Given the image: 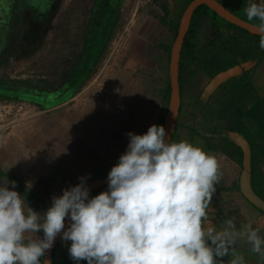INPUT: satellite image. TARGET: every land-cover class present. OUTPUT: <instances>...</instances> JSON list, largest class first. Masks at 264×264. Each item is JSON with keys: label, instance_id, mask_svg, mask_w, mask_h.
I'll return each mask as SVG.
<instances>
[{"label": "clouds", "instance_id": "9594fccd", "mask_svg": "<svg viewBox=\"0 0 264 264\" xmlns=\"http://www.w3.org/2000/svg\"><path fill=\"white\" fill-rule=\"evenodd\" d=\"M244 13L247 21H259L253 28L264 50V0H249ZM126 135L127 150L108 173V190L94 197L81 177L41 214L15 181L0 183V264H50L41 258L61 233L71 241V259L87 264H247L234 251L237 238L264 258V236L251 223L227 234L207 223L222 178L216 156L188 141L171 142L162 125ZM66 217L71 223L64 230ZM41 231L43 238L36 235Z\"/></svg>", "mask_w": 264, "mask_h": 264}, {"label": "rangeland", "instance_id": "374dc122", "mask_svg": "<svg viewBox=\"0 0 264 264\" xmlns=\"http://www.w3.org/2000/svg\"><path fill=\"white\" fill-rule=\"evenodd\" d=\"M2 1L4 3V10L7 13L0 16L2 19H5L8 15L7 7L10 6L11 0ZM94 1L95 0H66L61 8H69L71 10L68 14L63 16V18L61 17V15H63L61 11L55 13L57 17L52 20L53 28L51 27L50 31L47 32L41 48L36 52L28 53L24 50L26 53L20 54L21 51L17 45L15 46L8 42L6 47L0 51V83L15 85L23 84L24 86L26 84V86L31 85V87L36 88V83H33L32 80L44 79L50 88L59 84L61 80L56 79V77L63 74L64 70H68L73 64V62L62 64V60L70 56L72 59H75L76 52H79L81 39L86 31V10L92 3L94 4ZM175 1L176 0H123L120 6V18L102 58L82 87L62 105L51 109H42L34 103L22 102V96H20V101L0 100V158L5 157V159L8 160L7 164L9 166L7 168L10 169V173L14 168V170L18 172L15 166H18V162H20L14 161L13 164L11 163L10 159L13 158V154L18 153V156H15V159H19L21 158L22 153L25 154L28 152L30 157H24L23 164L26 166L28 161L27 158H29L28 164L33 165L34 169L35 165H37V162L35 161L36 159L41 158L42 161L45 160V163L47 164L49 159L46 158H51V155L57 152V150H53L57 140L59 141L61 139L67 143V146H69L68 142L70 144L71 139H75L72 135H67V139L65 140L64 133L67 129H64L63 127L64 124L68 126L66 120H68L75 111L82 112L86 109L92 108L98 102L107 100L109 98V90H117L118 99L123 104L122 100L124 97L121 98V96H123L124 92V94H126L124 87L127 86V84H131L132 81L139 80V82L143 83L151 92L147 93L146 96L142 94L141 101H150L153 111L159 106L158 103L161 101L157 104L156 102L159 101L161 93L157 91L156 84L159 83V78L164 81L166 80L169 70V60L161 56L160 52L163 51L162 49L164 48H158V46L166 41L168 43L167 46L171 47L172 40L170 33L166 34L165 31H163L164 33H160L158 30L159 28L167 27L163 25L161 21H167L164 19L166 17V11L171 17L173 13V4L176 3ZM155 24L158 26L156 30L152 28ZM66 36H68L67 39H65ZM10 37L17 39V36L14 34H10ZM65 41H68L67 45H64ZM27 100H30V98ZM207 100H205L206 106H204L206 109H203L204 111L202 110L203 112L200 111L199 113L201 118L200 121L197 125L193 126L194 129L198 130H195L198 132L196 134H201L202 130L208 131L210 127L213 128L214 125H216V122L213 121L214 118L212 117L213 113L216 111V107L214 106L213 108H210V103ZM56 103H58V100H53L48 106L51 107ZM183 103L184 101L182 100V105ZM124 108L125 110L122 113L124 115L123 117L127 118V120L125 122L121 120L122 122L120 121V123H118L120 126L127 125L126 122H128V126L130 127L138 124H145L143 126L147 127L151 121V124L154 125L153 120H146V116L143 115V112H141V116L137 121H134V117L130 116V111H128L125 106ZM189 108H182V111ZM182 111L176 122L173 142H179L180 140L179 137L181 132L180 134L178 133L180 127L179 124L184 125V123H187V127H181L187 131L189 124L192 123V121H195L196 110L195 115L190 112V115L189 113H186V116L182 114ZM104 116H106V114ZM152 118L154 119V115H152ZM93 122L94 120L87 122V127L90 128L95 125ZM96 124L101 126L102 129L100 128V130H105L106 123L104 124V120H102L100 124L97 122ZM217 125V127L222 126L219 123H217ZM94 127L97 128V126ZM203 127H205L206 130ZM146 133L147 132L142 131L137 135H143ZM125 141H127L126 145H119L117 146L118 148H116L124 152L113 151V155H122L126 152L129 143L128 136L125 137ZM211 144L214 147H217L218 145V143L214 144V142H211ZM56 147L59 146L57 145ZM60 147L63 152H61V155L69 151L68 147L64 144ZM43 155L45 157H42ZM8 156L12 158H9ZM57 163L63 167L66 165L64 161L61 162L62 164L59 162ZM111 168L112 166L109 169L111 170ZM260 168L264 173V162L260 163ZM57 172L60 173V171ZM61 172V176L38 177L39 180H42V178H46L45 180H51L38 184V187L50 188L48 185H52L51 183L55 182V178L64 182H62V188H70L72 185H77L66 183L67 181H70L71 183L76 181L75 177L77 176L73 175L75 172L70 174L69 169ZM19 178L20 180H23L24 183L27 181V178L25 180L24 176ZM38 179L34 178V176L32 178L31 175L29 180L34 184ZM85 179L89 180L91 178ZM49 182L51 183L49 184ZM29 187L33 188L31 185ZM16 188H21L18 191L24 199H27L28 195L25 193L26 189H22L25 187L18 186ZM48 193L51 194V196H60L62 195L63 190L59 193L53 189L48 191ZM99 193L101 192H98L96 195ZM31 197L33 196L31 195ZM41 201L37 202L40 204ZM40 205L46 206L43 202H41ZM45 210H47L46 207ZM61 244L62 243H59L57 245L58 249ZM256 264H258V262ZM261 264H264V262H261Z\"/></svg>", "mask_w": 264, "mask_h": 264}, {"label": "crops", "instance_id": "0c3cea01", "mask_svg": "<svg viewBox=\"0 0 264 264\" xmlns=\"http://www.w3.org/2000/svg\"><path fill=\"white\" fill-rule=\"evenodd\" d=\"M182 1L183 0H176L175 1L176 3L173 4V13L171 15V18L176 19L177 16L182 15L180 14L181 9L183 8ZM256 2L259 3L261 2V0H256ZM152 28L156 30L158 26L155 24ZM158 31H160V33H162L163 31H165L166 34L170 33L173 44L174 39L168 27L159 28ZM167 44L168 43L165 41V43L159 44L158 48L163 47L164 48L162 49L163 51L160 52L161 56L169 59L172 44L171 47L167 46ZM166 47H169L168 51L165 50ZM242 69L250 70L252 84L256 89L257 94H259L260 96H264V58L261 60L260 63L259 62L256 63L255 61L244 63ZM168 75H169V70L166 80L164 81L163 79L159 78V83L156 84L157 91L161 93L159 101H157L156 104L160 101L161 102L158 103L159 106L154 111L152 110L150 101L148 102L141 101L142 94L146 96L147 93H151V92L150 89L148 90L143 83L139 82V80L132 82L130 81L131 84H127V86L124 87L126 94H124L125 93L124 92L123 96H121V98L124 97L125 99V101L124 99L122 100L123 104L118 99L119 98L118 91L117 90L115 91L113 89L109 90L108 91L109 98L107 100H104L103 102H98L92 108L86 109L82 112L75 111V113L71 115L68 120H66L68 122V126L64 124L63 127L64 129H67V131L64 133L65 140L67 139V135H72V137L75 140L71 139L70 141L71 143L69 144L68 142L69 146H67V143L64 142L63 140L61 139L59 141L57 140L55 144V148L53 149V150H57V152L52 154L51 158L50 157L46 158L49 159V162L47 164L45 163V160L42 161L41 158L36 159L35 161L37 162L36 163L37 165H35L33 169V165L28 164L29 158H27L28 161L26 160L27 165L25 166L23 164L25 159L24 157L26 156L30 157L28 152L25 154L22 153V156L19 159H15V156H18L17 155L18 153H16L13 154V158L9 156L8 157L12 158L10 159L12 164L14 161L16 162L20 161L18 162V166H15L19 174L14 170L15 168L10 173V169L7 168L9 166L7 164L8 160L5 159V157L0 158V172H1L0 183H2V181L7 182V180L15 181L16 187L18 186L25 187L22 189L24 190L26 189L25 193H27L28 195L27 199H25L26 203H28V205L34 211L43 214L46 211L45 207L48 209L52 205L53 196H51V194H49L48 191L54 189L60 193V191L68 188H62L63 181L58 180L57 178H55L56 179L54 180L55 182L53 183L49 182V184L50 183L52 184V185H48L50 186V188H40L38 187V184L44 181H49L50 179L45 180L46 178H42V180H39L38 177L39 178H41L40 176L56 177V175L61 176L62 175L61 171L63 170L66 171L69 169L70 174H73L72 172H75V174L73 175L77 176L75 177L76 180L75 182L72 183L70 181H69L70 183L68 181L66 182L67 184L72 185V184L80 183L81 176L82 177L84 176V178H91L89 180H86L91 182L95 179L108 175V173L110 172L109 168L111 166L113 167L114 165H116L119 161V157L121 156V155H113L114 154L113 151L124 152L116 148H118L117 146L119 145L123 146L127 144V141H125V137L127 136L126 134L129 132H132L134 134H140L142 131L147 132L150 125H152L151 124L152 121H151L149 123V126L147 127L143 126L145 124L142 125L138 124L130 127L128 126V122H126L127 125L120 126L118 123H120L121 120L123 122L127 120V118L123 117L124 115L122 113L125 110L124 106L128 111H130V116L134 117L135 119L134 121H137V119L141 116V112H143V115L146 116V120L151 119L153 120V124L157 125L160 116L164 115L165 118L167 111V108L166 109L164 108L163 93L165 90L166 83L168 82L169 84ZM201 77L205 78L204 75H202ZM196 96H193V98L194 99L197 98ZM208 97L206 99L205 98L202 99V97H200L199 101H205L209 99ZM192 104L193 101H191V96H190L188 97V100L185 103V106L187 105L185 108H189V107L190 108L183 110L182 111L183 115L186 116V113H189L190 115V112L191 114L195 115V108L192 106ZM142 105L145 107H143ZM200 111L196 110V115L194 118L195 121H192V123L189 124L188 128L197 125V123L200 121L201 119L199 116ZM105 114L106 116H104ZM152 115H154V119L152 118ZM90 120H94L93 123H95V125L88 128L86 123L89 122ZM102 120H104V124L106 123V128L104 131L100 130L101 126L96 124V122L100 124ZM94 126H97V128ZM184 126L187 127L188 124L184 123ZM181 129L182 128L180 126L178 132L179 134L181 132L179 141L182 140L188 141L195 146L201 147L208 154L216 156V158L220 163L222 178L220 182L216 185V192L213 194L212 202L209 206V209L207 210L208 211L207 223L210 226H213L217 231L225 232V234H227V232L229 231L234 233H239L247 224L251 223L254 227H256L259 230V234L261 236H264V214L254 209L250 204H248V202L241 196L238 189V179L241 171V164H239L237 161L236 152H238L239 148L235 146L233 142L228 140L225 134H221L222 137H218L216 139V142H214V144L218 143L217 147H214L212 145V147L209 148V150H207V147H205L206 143L201 139V137L193 136L191 130L187 129L186 131L184 130V128L182 130ZM62 144L66 145L69 151L61 155L62 151L60 146ZM57 145L59 147H56ZM227 146H229V148H227ZM42 157L45 156L43 155ZM63 161L66 163L64 167L60 164L58 165L57 162L61 163ZM57 171H60V173H58ZM31 175L32 178L34 176V178L38 179L37 180L38 182L36 181V183H34L36 185L30 182L29 179ZM21 176H24L25 180L27 178V181L25 183L23 182V180H20L19 177ZM30 185L33 188H30L29 187ZM9 188H11V184H9ZM19 189L21 188H15V190L18 193H20L18 191ZM31 195L33 197H31ZM37 201L43 202L44 205L46 204V206H41L40 205L41 202L39 204ZM36 235L40 238H43L42 231L37 233ZM59 243L62 244L58 249L57 245ZM70 244L71 241H63L61 238L59 239V241L55 244V246L52 249L54 250L52 258L50 257L51 258L50 260H52V264H73L71 262V257L68 251ZM234 251L238 254L243 255L247 261V264H256L257 262L258 264H261V262H264V258H261L258 255L252 253L250 251V246L247 245L244 242V240L241 238H237L236 243L234 245ZM41 259L42 261H44V257H42ZM224 259L225 260L231 259V250H230V255L228 257L227 256L224 257Z\"/></svg>", "mask_w": 264, "mask_h": 264}, {"label": "trees", "instance_id": "16d2710c", "mask_svg": "<svg viewBox=\"0 0 264 264\" xmlns=\"http://www.w3.org/2000/svg\"><path fill=\"white\" fill-rule=\"evenodd\" d=\"M122 1H94L93 12L83 34V47L77 61L75 65L70 66L67 73L61 75V83H65L71 90L65 97L73 95L82 87L102 58L120 18ZM191 1H182L183 8L180 14ZM215 1L243 21L252 25L259 23L255 20L252 22L246 20L244 9L247 7L249 0ZM180 17L181 15L173 19L166 11L164 19L167 21H161L169 27L173 39L177 34ZM165 50L168 51L169 47H166ZM263 58L264 50L259 47V37L257 35L226 22L206 6L200 5L192 13L181 46L178 71L179 84L191 88L199 83V78L202 75L207 78V82L220 72L234 66H242L244 63L251 61L260 63ZM16 90L17 86L14 84L0 83V100L20 101V95ZM169 93L170 87L167 82L163 93L165 109L168 106ZM210 96V98L208 97L209 101H207L210 103V108L216 107V111L212 115L216 125L213 128L210 127L208 131L203 127L206 131L202 130L201 134H196L198 130L193 127L188 128V130H191L193 136L201 137L206 143L207 150L212 147L211 142H214L217 137H222L221 134L236 132L241 135L247 141L250 149L252 189L264 200V173L260 168V163L264 162V96L257 94L252 84L249 69H241L239 74L219 84ZM198 104L201 106V111L206 109L204 107L206 106L205 101ZM163 121L164 115L160 116L157 125H162ZM217 123L222 126L217 127ZM179 126L184 125L179 124ZM174 131L171 142H173ZM236 153L237 161L241 164L242 153L239 149ZM86 183H89V181H86ZM107 190L108 184L92 192L90 197ZM71 262L73 264H87L86 260L77 262L71 259Z\"/></svg>", "mask_w": 264, "mask_h": 264}, {"label": "flooded vegetation", "instance_id": "af4514ba", "mask_svg": "<svg viewBox=\"0 0 264 264\" xmlns=\"http://www.w3.org/2000/svg\"><path fill=\"white\" fill-rule=\"evenodd\" d=\"M66 0H11L10 6H8V15L5 19H2L1 16L7 13L4 10V3L0 0V51L6 47V44L12 43L20 49L21 53L24 54L26 52H36L38 49L41 48L43 44L44 37L46 36L47 32L50 31L52 27V20L57 17L56 12L61 11L63 16L69 13L71 9L69 8H61L63 4H65ZM83 5V4H82ZM94 4L92 3L89 8H87V20H85L86 28L88 20L93 12ZM62 9V10H59ZM59 16V14H58ZM53 28V27H52ZM85 28V29H86ZM85 31V30H84ZM10 34H14L17 36V39L14 37H10ZM66 36L65 39H67ZM64 39V40H65ZM83 38L81 39V45L79 52H76L75 59H72L71 56L67 57L66 59L62 60V64H68L73 62L72 65H75L77 61L78 55L81 52L83 47ZM68 41H65L64 45H67ZM24 50L26 52H24ZM73 53V52H72ZM70 54V53H69ZM180 55V54H179ZM169 60V59H168ZM69 70V69H68ZM68 70H64V73H67ZM178 71H179V60H178ZM62 75V74H61ZM61 75L57 76L56 79L62 80ZM206 77H200L199 83L196 86L191 88H187L179 84V91H180V108H185V103L188 100V97L191 96V101H193L192 106L195 110H201V106L198 104L199 102V95L206 85ZM33 83H36V88L30 86L15 85L17 86V92L20 96L23 97L21 100L22 102H30L36 104L38 107L42 109H51L57 106L62 105L63 103L67 102L70 99L69 96L62 101L63 97H65L68 93H70V87L65 85V83L59 82L56 86L50 88L44 79L32 80ZM179 81V80H178ZM11 85V84H9ZM15 92V93H17ZM197 95V96H196ZM196 96L197 98H193ZM211 97V96H210ZM209 97V98H210ZM28 98H32V100H27ZM213 98V97H211ZM35 99V100H34ZM58 100L53 106H46L51 101ZM182 100L184 101L183 105ZM198 101V102H197ZM209 101V100H208ZM179 110L177 119L179 117L180 112ZM176 119V122H177ZM215 142V141H214Z\"/></svg>", "mask_w": 264, "mask_h": 264}, {"label": "water", "instance_id": "95a60500", "mask_svg": "<svg viewBox=\"0 0 264 264\" xmlns=\"http://www.w3.org/2000/svg\"><path fill=\"white\" fill-rule=\"evenodd\" d=\"M204 5L211 11H213L216 15L224 19L226 22L233 24L241 29L248 31L251 34H255L253 25L247 23L240 18L236 17L232 13H230L227 9H225L220 3L215 0H192L186 8L183 10L182 15L179 20L177 34L174 38L170 57H169V101L168 107L166 111V115L163 121L162 126L165 128L167 136L166 139L171 140L176 119L179 113V106H180V91H179V81H178V60L179 54L181 50V46L183 43V39L187 32L189 22L192 16L193 11L196 7ZM242 66H234L230 69H227L223 72L218 73L209 81L206 82V85L201 91L200 97L207 98L215 89L216 87L221 84L222 82L226 81L228 78L237 75L241 72ZM67 97H63L64 100ZM32 100V98H30ZM35 100V99H34ZM59 100V101H62ZM48 106V104L46 105ZM226 137L228 140L234 143L237 146L241 153H242V160H241V171L239 174L238 179V189L241 196L250 204L253 208L260 211L264 214V200L260 198L252 189L251 186V168H250V149L247 141L236 132H227ZM108 184V175L103 176L101 178L95 179L87 184L89 188V194L97 190L98 188ZM70 218H65V229L70 226ZM61 235H58L54 241V244L50 250H47L44 256V261H49L51 264V251L55 244L61 238Z\"/></svg>", "mask_w": 264, "mask_h": 264}]
</instances>
